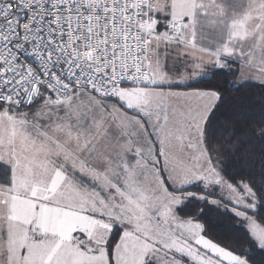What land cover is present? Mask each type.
<instances>
[{"label":"snow or ice","instance_id":"6c2138e0","mask_svg":"<svg viewBox=\"0 0 264 264\" xmlns=\"http://www.w3.org/2000/svg\"><path fill=\"white\" fill-rule=\"evenodd\" d=\"M0 264H264V0H0Z\"/></svg>","mask_w":264,"mask_h":264},{"label":"trees","instance_id":"16d2710c","mask_svg":"<svg viewBox=\"0 0 264 264\" xmlns=\"http://www.w3.org/2000/svg\"><path fill=\"white\" fill-rule=\"evenodd\" d=\"M212 223L215 227L217 234L221 235L222 238L227 235V225L223 220L213 217Z\"/></svg>","mask_w":264,"mask_h":264}]
</instances>
